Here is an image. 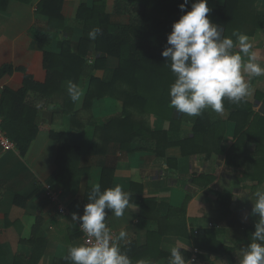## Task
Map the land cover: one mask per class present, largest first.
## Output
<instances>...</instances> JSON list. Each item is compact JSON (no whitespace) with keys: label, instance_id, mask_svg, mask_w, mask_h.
I'll return each mask as SVG.
<instances>
[{"label":"crops","instance_id":"1","mask_svg":"<svg viewBox=\"0 0 264 264\" xmlns=\"http://www.w3.org/2000/svg\"><path fill=\"white\" fill-rule=\"evenodd\" d=\"M83 1H64L65 26L60 30L48 29V17L37 12L38 0L31 4L11 0L5 10L0 9V69L22 65L43 81L42 52L59 53L62 40L78 42L83 37L84 29L77 20ZM115 2L107 0L108 13L113 14ZM256 10L264 18V0H258ZM112 18L128 24L131 16ZM248 37L258 62L264 65V26ZM97 56L91 53L88 62L94 64ZM118 66V58L107 56L94 76L109 82ZM22 80L20 71L3 77L0 94L6 87L18 91ZM90 84V77L78 82L82 92L76 103L79 110ZM250 89L244 100L249 110H233L234 103L227 99L222 114L204 110L202 114L208 115H202L203 124L208 131L199 135L198 116L175 110L169 118L151 114V129L168 136L169 145L161 157L151 139L133 143L130 151L112 141L105 143L104 152H97L93 138L97 121L123 113L118 98L94 100L91 111L83 112L82 117L84 121L92 114L93 121L78 131L72 127V115L61 112L58 102H45L30 92L39 108L36 138L25 155L17 148H0V264H71L65 260L69 247L86 238L71 215H81L87 192L94 184L101 186L104 169L111 170L114 187L118 184L132 193L122 217L106 209L105 223L113 235L122 229L128 234L127 241L120 242L121 249L133 242L150 246L144 260L168 264L171 247L178 245L187 248L180 249L187 264H239L258 219L251 214L252 201L257 190H264V76L252 78ZM52 132L67 133L69 145L80 150L73 169L79 173L67 182V188L49 181L57 171L60 147ZM48 185L61 192L57 204L49 199ZM59 205L66 208L65 213L59 211ZM182 207L184 212H171Z\"/></svg>","mask_w":264,"mask_h":264},{"label":"trees","instance_id":"2","mask_svg":"<svg viewBox=\"0 0 264 264\" xmlns=\"http://www.w3.org/2000/svg\"><path fill=\"white\" fill-rule=\"evenodd\" d=\"M10 1L0 0V9L5 10ZM15 1L31 4L34 0ZM64 1L38 0L37 12L48 17V29L64 28ZM192 2L189 0L185 11L190 10ZM257 2L225 0L220 4L218 0H208L211 9L209 16L221 30L222 36L230 37L233 30L252 36L264 26V18L257 14ZM182 3L184 0H116L113 14H110L107 12V0H84L77 13V20L84 29L83 37L78 42L62 40L59 53L42 52L46 71L43 81L35 79L22 65L9 64L1 68L0 80L12 75L14 71L23 73L21 89L14 91L6 87L0 94L2 128L15 142L20 154H26L38 134L36 118L39 108L35 104L36 99L30 97V92H35L40 100L58 102L61 112L72 115V127L78 131L84 130L93 121L92 114L88 118L84 117V121L82 117L83 112L91 111L94 100L106 96L120 99L123 102L121 115L97 121L93 137L97 141V152H104L105 143L107 145L112 141L119 143L122 150L130 151L133 143L151 139L156 142V153L161 157L169 145L165 141L168 136L165 132H154L149 117L156 114L169 118L174 113L170 106L169 88L175 76L170 69V62H166L161 52L167 45V35L172 30L173 22L183 14L179 7ZM124 14L131 16L128 24L112 18ZM95 28L101 31L92 39L89 33ZM91 53L98 55L94 64L88 62ZM107 56L119 59V66L109 82L94 76L95 70L104 65ZM83 77H90L91 84L83 96V108L79 110L76 108L77 101L73 102L69 97L67 82L72 81L78 85ZM243 102L233 104L231 108L249 110L250 106ZM205 114L208 115L201 114L199 120L195 121L197 135L208 131L203 124L205 120L202 115ZM51 136L60 147L57 171L49 181L67 188V182L79 173L73 169L77 166L80 150L69 145L67 133L52 132ZM161 141L165 142L161 144ZM100 187L101 191L114 187L111 170L104 169ZM87 196L81 215L84 205L88 203ZM184 208L171 209V212L181 213ZM121 250L130 257L132 264H137L145 259L150 246L139 247L133 242Z\"/></svg>","mask_w":264,"mask_h":264},{"label":"clouds","instance_id":"3","mask_svg":"<svg viewBox=\"0 0 264 264\" xmlns=\"http://www.w3.org/2000/svg\"><path fill=\"white\" fill-rule=\"evenodd\" d=\"M188 2L184 0L179 5L183 14L173 22L167 45L161 52L175 76L169 88L170 106L189 117L200 116L206 109L222 114L225 99L239 104L250 95V80L264 76V65L258 62L246 34L233 30L230 37L222 36L210 19L208 0H193L190 10L185 11ZM100 31L93 29L90 38L95 39ZM67 92L73 102L82 94L72 81L67 82ZM255 196V201L251 200V214L258 219L239 264H264V190H257ZM131 197L132 193L123 190L121 185L101 191L100 185L94 184L83 214L71 215V221L74 225L78 223L85 234V241L69 247L65 260L71 264H132L120 246V242L127 241V232L122 229L114 236L105 223L106 209L120 218L129 207ZM182 248L187 249L178 245L171 247L168 264H187ZM137 264H151V261L140 260Z\"/></svg>","mask_w":264,"mask_h":264},{"label":"built area","instance_id":"4","mask_svg":"<svg viewBox=\"0 0 264 264\" xmlns=\"http://www.w3.org/2000/svg\"><path fill=\"white\" fill-rule=\"evenodd\" d=\"M2 122L3 120L0 116V148L3 150H15L16 144L2 128ZM47 190L50 201L57 204L60 200V190L58 188L53 187L52 185H48ZM58 208L61 213L66 212V208L64 206L59 205Z\"/></svg>","mask_w":264,"mask_h":264}]
</instances>
